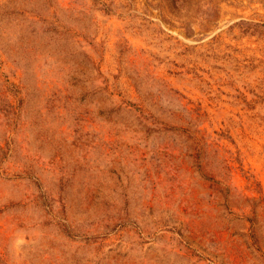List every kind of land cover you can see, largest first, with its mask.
Instances as JSON below:
<instances>
[{
	"label": "rangeland",
	"instance_id": "rangeland-1",
	"mask_svg": "<svg viewBox=\"0 0 264 264\" xmlns=\"http://www.w3.org/2000/svg\"><path fill=\"white\" fill-rule=\"evenodd\" d=\"M0 264H264V0H0Z\"/></svg>",
	"mask_w": 264,
	"mask_h": 264
}]
</instances>
